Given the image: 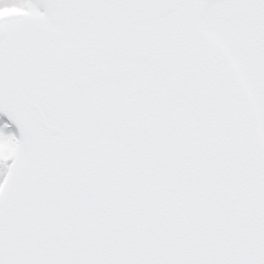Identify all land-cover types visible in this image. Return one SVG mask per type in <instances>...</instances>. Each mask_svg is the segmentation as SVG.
Masks as SVG:
<instances>
[{
	"label": "snow or ice",
	"instance_id": "6c2138e0",
	"mask_svg": "<svg viewBox=\"0 0 264 264\" xmlns=\"http://www.w3.org/2000/svg\"><path fill=\"white\" fill-rule=\"evenodd\" d=\"M0 264H264V0H0Z\"/></svg>",
	"mask_w": 264,
	"mask_h": 264
}]
</instances>
